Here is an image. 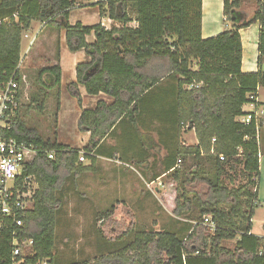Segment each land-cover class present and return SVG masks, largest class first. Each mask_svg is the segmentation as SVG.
<instances>
[{
  "label": "trees",
  "instance_id": "1",
  "mask_svg": "<svg viewBox=\"0 0 264 264\" xmlns=\"http://www.w3.org/2000/svg\"><path fill=\"white\" fill-rule=\"evenodd\" d=\"M79 1L98 6L101 16L120 25L105 29L101 23L69 24V12ZM242 2L223 0L230 29L203 39L201 0H0V82L17 66L22 33L36 20L57 32L63 30L68 50L83 49L90 58L76 64V80L66 85L77 104L81 106L79 85L89 95L102 92L113 99L109 104L99 100L94 108L81 110L77 129L90 133L81 149L89 160L87 165L78 162L80 149L58 143L55 136L44 138L28 126L20 114L23 104L10 120L11 128L4 134L31 142L38 149L24 171L34 175L38 188L23 225L9 223L1 231L0 264H264V234L251 232L260 205L258 130L253 121L244 125L235 120L244 113L247 94L264 86L260 69L264 0H255L256 7L248 17L241 11ZM131 21L137 25L129 26ZM253 23L259 25V69L244 73L239 29ZM90 34L93 42L86 40ZM56 51L58 58V48ZM60 78L58 64L37 68L32 83L37 87L27 108L35 103L42 110L50 90L56 87L58 110ZM117 127L128 139H139L144 146L139 153L143 161L149 158L148 150L164 148L161 173L180 159V167L166 174L177 185L172 210L177 227L136 231L131 240L118 237L114 241L118 248L101 237L103 243L94 259L61 263L54 247L64 185L95 171V155L113 156L102 152L101 145ZM185 127L194 131L196 144L180 141ZM48 151L55 153L54 159L47 157ZM239 170L246 181L235 186ZM198 184L205 187L203 193L196 190ZM111 214L112 208L99 217L105 220ZM206 215L215 225L213 230L202 224ZM13 231L19 239L32 240L19 256L12 253Z\"/></svg>",
  "mask_w": 264,
  "mask_h": 264
},
{
  "label": "rangeland",
  "instance_id": "2",
  "mask_svg": "<svg viewBox=\"0 0 264 264\" xmlns=\"http://www.w3.org/2000/svg\"><path fill=\"white\" fill-rule=\"evenodd\" d=\"M74 15L79 16L78 13H74ZM89 22H92L91 19ZM100 22H104V19ZM104 24L107 27L111 25L107 20ZM48 33L58 35L56 29L53 28L49 29ZM25 41L21 40V47L24 46ZM37 44L34 42L29 55L27 54L24 58V72L29 79L30 87L20 114L26 124L36 128L44 138H53L58 131L59 108L56 109L54 97L56 89L50 90L42 110L36 108L35 103H31L32 107L27 108V105L30 104V94L36 91L37 86L32 83H34L37 68L53 64L57 52L56 44L45 43L44 45L48 48L46 51L37 48ZM61 90L64 91L65 88L61 87ZM65 92L68 97H71L67 90ZM262 92L264 93V90ZM72 132V136L69 135V141H66L70 145L74 143L73 134L80 133L76 125ZM182 133V141L189 144L194 141L193 130L184 128ZM78 142L76 144L79 147L75 145L71 147L80 149ZM260 150H264V147H261ZM82 163L87 165L89 161L86 159ZM99 165L98 170L87 171L77 177L74 182L70 180L66 182L62 190L54 247L56 257L61 263L73 259H94L99 253L98 247L103 243L101 237L113 243V247H117L115 242L118 237L122 236L124 240H131L136 231H157L162 228L177 227L178 220L174 217L171 208L177 190L176 182L169 178H162L160 179L162 185H157L159 179H154L156 186L149 188L147 184L152 180H144L132 169L118 167L115 161L99 158ZM245 181L246 177L239 170L233 185L237 186ZM155 187L159 188L158 192H155ZM196 190L203 193L205 187L198 184ZM111 208L112 214L108 219L102 220L99 217L100 213ZM263 222L264 215L257 213L253 224L254 232L257 235L264 234ZM127 230H130V233L125 235Z\"/></svg>",
  "mask_w": 264,
  "mask_h": 264
},
{
  "label": "crops",
  "instance_id": "3",
  "mask_svg": "<svg viewBox=\"0 0 264 264\" xmlns=\"http://www.w3.org/2000/svg\"><path fill=\"white\" fill-rule=\"evenodd\" d=\"M256 4L255 0H243L241 4V11L246 14V17L250 16L253 9H255ZM201 9H202V18H201V37L203 39L215 36L221 33L224 30L230 29L231 23L227 22L225 16L223 15V0H201ZM74 13H78L79 16L74 15ZM82 14V15H81ZM91 19L92 22H89ZM104 19V22L107 20L115 26H119L120 23L116 21H112L107 16H101L99 14L98 6L87 5L86 2L79 1L77 6L70 10L67 21L69 24L73 25L76 22H80L82 25H94ZM106 19V20H105ZM105 25V24H104ZM110 25V26H111ZM129 26L135 27L137 24L135 21H131ZM109 26V27H110ZM49 29L52 27H47L43 23L33 20L30 24L28 30L24 31L27 34V38L24 42L25 48L22 45L21 51L26 50L28 47V43L30 39L34 38V42L38 43L37 48L43 49L42 51H46L48 48L44 45L46 44H56L58 48V58L53 59V64H58L61 69V78L60 85L58 88L59 91V110H58V120H57V129L58 131L55 134L56 140L58 143L69 145L70 147L75 145L79 147L76 143L80 144V151L86 145L90 133L89 132H80L73 134L74 143L67 144L69 141V135L72 136V131H74L75 125L77 126L78 118L81 114L82 109H92L95 107L96 103L99 100H103L106 103L112 102V97L100 92L97 95H89L86 93L83 86L79 85L78 90L81 96V106L77 104L76 99L71 96L68 97L65 90H67V83L73 82L76 80V71L75 66L79 62H87L90 58L86 55L83 49L71 52L68 50L65 44L64 31L58 32V35L49 34ZM258 31L259 25L258 23L250 24L249 26L243 27L239 29V34L241 38V46H242V54H241V71L244 73H255L259 69L258 65ZM31 33V34H30ZM38 33V34H37ZM57 36V37H56ZM22 40V38H21ZM87 42L94 41V35L90 34L86 36ZM50 41V42H49ZM22 43V42H21ZM28 49L26 54L29 55L32 50V46ZM36 48V49H37ZM27 56V55H26ZM24 63V59H23ZM260 69L264 71V58L260 63ZM61 87H64L65 90L62 91ZM54 89V88H53ZM56 91L57 88L55 87ZM264 90L263 87H259L257 91L256 103L257 108L262 113H259V128H258V140H259V170L260 177L258 182V200L259 206L255 209L254 216L252 219V233L257 235L254 232L253 224L254 217L257 213H261L264 215V150H260L261 147H264ZM68 91V90H67ZM70 94V93H68ZM242 110L244 112L251 111V107L248 104H244L242 106ZM155 124V123H154ZM156 126V124H155ZM157 128V126H156ZM152 135L157 139L156 130H152ZM183 132V130H182ZM183 133L181 134V136ZM182 143H185L181 140ZM194 141L192 143H185L188 145H194L197 143L196 137L194 135ZM65 139V141H64ZM78 140V141H77ZM143 147L138 140L136 142L133 141V138H127L124 136L121 128L117 127L116 130L106 137L102 141L101 151H107V153H113V156L110 157L107 154H99L95 155L96 157V167L98 170L99 158H107L109 160L115 161L118 167H122L125 169H132L140 175L144 180L154 181V179L166 178V174L170 173L173 168L165 173H161L160 164L165 155V151L163 147H156L152 150H148L149 158L146 161H143L140 152L143 151ZM73 148V147H72ZM88 160V159H87ZM89 161V160H88ZM89 164V163H88ZM176 164V163H175ZM175 166V165H174ZM173 166V167H174ZM95 170V171H96ZM156 186V185H155ZM157 187H155V192H158ZM171 208H174V202L171 204ZM175 217V216H174ZM177 219V217H175ZM181 220L180 218H178ZM264 223V222H263ZM158 231V230H157ZM261 236V235H258Z\"/></svg>",
  "mask_w": 264,
  "mask_h": 264
},
{
  "label": "built area",
  "instance_id": "4",
  "mask_svg": "<svg viewBox=\"0 0 264 264\" xmlns=\"http://www.w3.org/2000/svg\"><path fill=\"white\" fill-rule=\"evenodd\" d=\"M12 17L16 18V15L13 14ZM101 25L105 29L110 28L103 23ZM21 38H27V34L23 32ZM33 41L34 38L30 39L26 50L20 51V60L9 78L0 82V234L4 228L9 227V223L14 227L23 225V217L34 207V195L38 188L34 175L24 173L26 165L31 163L37 154L36 145L4 134L10 130V120L28 97L30 83L24 72L23 59ZM257 91L258 88L255 92L247 94L249 101L246 104L251 107V111L244 112L235 118L237 122L244 125L253 121L256 130L259 125V113H262L257 108ZM79 154L78 162L82 163L87 159L86 153L80 152ZM54 156L53 151L47 152L49 159H54ZM179 165L180 159H177L173 168ZM155 185L154 181L147 184L149 188H154ZM157 185H162V183L159 181ZM202 224L207 225L211 230L215 228L208 215L203 217ZM11 237L13 256L21 255L26 248L32 245L31 239L17 238L15 231L12 232Z\"/></svg>",
  "mask_w": 264,
  "mask_h": 264
}]
</instances>
